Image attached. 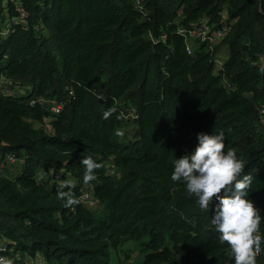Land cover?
<instances>
[{
  "label": "trees",
  "instance_id": "trees-1",
  "mask_svg": "<svg viewBox=\"0 0 264 264\" xmlns=\"http://www.w3.org/2000/svg\"><path fill=\"white\" fill-rule=\"evenodd\" d=\"M140 6L0 0V161H23L17 175L0 173V240L13 254L113 264L122 252L133 264L136 251L140 264H233L210 224L215 197L205 212L170 179L174 158L194 148L199 132L223 131L225 151L245 162L264 233V0ZM221 12L230 29L215 45L178 33L203 20L218 25ZM52 100L63 104L55 115ZM87 156L100 165L88 185ZM55 171L73 182L78 204L58 198L62 181L49 183Z\"/></svg>",
  "mask_w": 264,
  "mask_h": 264
},
{
  "label": "clouds",
  "instance_id": "clouds-1",
  "mask_svg": "<svg viewBox=\"0 0 264 264\" xmlns=\"http://www.w3.org/2000/svg\"><path fill=\"white\" fill-rule=\"evenodd\" d=\"M114 111V108L105 111L104 119ZM117 135L123 133L117 130ZM225 140L223 131L197 133L194 148L180 158H174L170 179L181 183L205 212L209 211L215 197L217 203L209 220L219 242L228 246L233 264H257V257L264 250L261 247L264 233L261 232V215L249 199L254 177L244 174L245 162L234 150L225 151ZM81 164L84 167L83 183L88 185L97 179L95 170L100 165L91 156L83 158ZM74 187L70 179L58 186L57 196L66 200V206L79 203L72 191ZM0 264L11 262L0 260Z\"/></svg>",
  "mask_w": 264,
  "mask_h": 264
},
{
  "label": "built area",
  "instance_id": "built-area-1",
  "mask_svg": "<svg viewBox=\"0 0 264 264\" xmlns=\"http://www.w3.org/2000/svg\"><path fill=\"white\" fill-rule=\"evenodd\" d=\"M141 0H136V7L140 8ZM220 24L216 25L214 23H210L206 20L199 22L192 30L180 29L178 33L182 36L186 37L190 43L199 42V43H208L209 45H215L219 40H221L230 29V22H227V17L225 13H220ZM188 53H191V44L186 47ZM264 56H258V63L262 66ZM35 100L31 101V104H34ZM63 104L56 103L54 100L51 101L50 111L52 114H57L62 109ZM264 115V108L261 110ZM132 111H129V114L126 117H132ZM51 121L50 118H46L44 120L46 129L49 133H53V128L49 123ZM12 161V162H11ZM11 162L12 164L16 162V159L12 156L7 155L2 161H0V173L6 169L7 164ZM21 161L20 163H22ZM17 175V173L15 174ZM65 176L64 171H55L51 174L49 183L53 184L55 182L60 183ZM81 199L87 204L89 199H91L88 191H82ZM90 203H95L94 200ZM12 249L8 247V245L0 240V260H4L6 262L10 261L11 264H46L42 259V255L40 253H36L34 257L30 256H21L20 253H12Z\"/></svg>",
  "mask_w": 264,
  "mask_h": 264
},
{
  "label": "rangeland",
  "instance_id": "rangeland-1",
  "mask_svg": "<svg viewBox=\"0 0 264 264\" xmlns=\"http://www.w3.org/2000/svg\"><path fill=\"white\" fill-rule=\"evenodd\" d=\"M16 21H17L16 19H12V20H11V23H16ZM221 51H222V52H221L220 55L225 54V52H226L227 50H226L225 48H223ZM11 162H12V161H11ZM11 162H9V163L7 164L6 169L9 168L11 174H16L17 171H18V170L20 169V167H21V166H20V163H19V164L17 163V165H15L14 163L12 164ZM15 163H16V162H15ZM12 166H13V167H12ZM11 167H12V168H11ZM6 169H4L3 172L6 173V172H7ZM91 201H93L92 198L89 199V202L87 203V206L94 208V207H95V203H90ZM129 247H130V248H128L126 251L131 250V249L134 248L132 245H130ZM135 252H136V251H135ZM133 254H134V253H133ZM133 254L131 255L130 262H132L133 264H140L141 257L139 256V253L137 252L136 254H134V256H133ZM122 259H123V254H122V252H120L118 255H117V254H114V256H113V260H112V263H113V264H126L125 262L121 261Z\"/></svg>",
  "mask_w": 264,
  "mask_h": 264
},
{
  "label": "water",
  "instance_id": "water-1",
  "mask_svg": "<svg viewBox=\"0 0 264 264\" xmlns=\"http://www.w3.org/2000/svg\"><path fill=\"white\" fill-rule=\"evenodd\" d=\"M137 252H134V254H136ZM134 254H133V256H134Z\"/></svg>",
  "mask_w": 264,
  "mask_h": 264
}]
</instances>
